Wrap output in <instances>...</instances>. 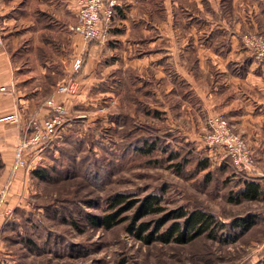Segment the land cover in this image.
Here are the masks:
<instances>
[{"label": "crops", "instance_id": "0c3cea01", "mask_svg": "<svg viewBox=\"0 0 264 264\" xmlns=\"http://www.w3.org/2000/svg\"><path fill=\"white\" fill-rule=\"evenodd\" d=\"M116 2L107 38L87 42L72 30L77 0H0V83L11 89L0 96V117L19 115L17 122L0 120V177L10 183L0 204V230L36 178L33 169L14 168V150L30 120L49 115L51 97L72 119L88 120L84 112L111 93L102 87L111 73L121 93L155 96L157 117L182 125L190 136L205 135L210 117L223 113L253 152L252 173H264V61L242 44L246 32L264 34V0ZM79 57L83 65L76 71ZM62 82L75 83L76 91L55 94ZM222 170L232 183L259 180L231 166ZM3 245L0 231V254Z\"/></svg>", "mask_w": 264, "mask_h": 264}, {"label": "rangeland", "instance_id": "374dc122", "mask_svg": "<svg viewBox=\"0 0 264 264\" xmlns=\"http://www.w3.org/2000/svg\"><path fill=\"white\" fill-rule=\"evenodd\" d=\"M116 75L111 73L102 85L111 87L109 97L102 100L101 95L97 109L84 112L88 120L63 124L36 157L31 168H47V178H33L26 200L3 222L0 264H264V198L234 201L239 185L220 168L223 148L210 145L205 135L186 134L182 125L169 124L166 117L136 110V99L120 92ZM139 95L150 110L158 106L155 96ZM150 135L161 136L165 143L160 147L170 150L164 146L169 143L176 156L163 149L159 154L136 152L138 142H132ZM118 193L138 201L151 194L159 197L165 210L138 223H153L181 207L209 212L218 227L214 236L147 242L128 230L135 207L124 211V220L111 228L95 225L94 217L114 210L109 200ZM243 218H253L250 228L241 230L235 224ZM174 220L156 234H166ZM6 254L13 258L8 261Z\"/></svg>", "mask_w": 264, "mask_h": 264}, {"label": "built area", "instance_id": "2783aa9c", "mask_svg": "<svg viewBox=\"0 0 264 264\" xmlns=\"http://www.w3.org/2000/svg\"><path fill=\"white\" fill-rule=\"evenodd\" d=\"M77 2L79 11L77 21L72 26V30L82 36L87 42L105 40L109 32L106 26L114 17L116 0H110L108 4L106 3L107 0H77ZM242 44L253 53L258 61H264L263 33H244L242 35ZM82 65L83 58H76L74 69L78 71ZM76 89L75 83L62 82L57 85L55 94L63 96L74 93ZM10 91L9 85L0 83V96ZM46 103L50 108L49 115L42 119L32 118L26 135L21 138L15 147L14 168L24 171L32 169V164L40 154V151L57 137L61 126L72 119L62 101L51 97L46 100ZM0 120L17 122L19 115L17 112H12L1 116ZM208 123L210 130L204 137L210 145L223 148L224 153L222 154L221 162L228 164L237 172H245L249 177L264 179V173H252L256 170V160L253 152L247 141L232 130L227 117L223 113H217L210 117ZM9 190V180L0 177V204L5 200Z\"/></svg>", "mask_w": 264, "mask_h": 264}, {"label": "trees", "instance_id": "16d2710c", "mask_svg": "<svg viewBox=\"0 0 264 264\" xmlns=\"http://www.w3.org/2000/svg\"><path fill=\"white\" fill-rule=\"evenodd\" d=\"M138 93L134 91H129L126 93V98L131 100L132 98L136 99ZM128 101V100H127ZM131 103L132 101H128ZM137 108L143 111L146 114H153L156 115L157 112L150 110L146 104H143L141 101H138ZM157 116V115H156ZM128 117V116H126ZM126 119V118H125ZM125 121V120H124ZM138 142L137 148H135L136 152L142 153V154H149L152 152H158V150L163 149L160 147V143L164 142L165 140L161 136L157 135H150L145 136V138H139L133 141L132 143ZM164 146H168L170 148V157H175L177 150H173L171 148V145L164 144ZM167 149H163V152ZM167 150V151H168ZM165 153V152H164ZM1 159H0V167H1ZM200 165L204 168L208 166V164L205 162V160H201ZM226 166L225 164H222L220 167L221 169H224ZM228 167V166H227ZM46 170L47 168H35L33 169V174L40 179H46ZM239 185V188L236 191V194L233 193V196L236 197L234 201L240 202L242 200H259L261 198H264V184L259 180H252V179H245L243 184H237ZM231 198H233L231 196ZM128 196H126L123 193L115 194L110 198V208L114 209L112 212L94 217V220L92 222L95 225H100L105 228H111L114 225L118 224L122 220H124L123 217H120V215L126 211L127 209H130L132 207H135V214L133 215L132 221L130 222L128 226V230L130 232H133L137 237L144 239L147 242L157 240V239H163L164 241H169L171 238H174L178 242H184L194 239L196 236L208 233L211 236H214V231H216V227H218L216 224L218 223L216 217L209 212H206L202 209H194V210H186L183 208H178L177 210L170 211L168 213H165L161 218H158L155 222H147V221H141L138 223L139 219L142 217H145L149 214H157L165 209L160 204V199L157 195L151 194L146 196L145 198L141 200H133L129 199ZM139 202V203H138ZM124 205H121L123 204ZM138 203V204H137ZM171 219H177L172 222V224L169 226L166 234H156L157 231L160 230V228L167 223L168 220ZM182 219V220H179ZM253 220V218H252ZM250 219H239V222H236L235 224L240 227L241 230L248 229L251 227L253 221ZM255 220V219H254ZM152 230L146 234H144L149 229Z\"/></svg>", "mask_w": 264, "mask_h": 264}]
</instances>
